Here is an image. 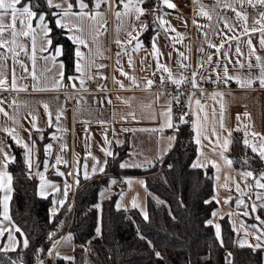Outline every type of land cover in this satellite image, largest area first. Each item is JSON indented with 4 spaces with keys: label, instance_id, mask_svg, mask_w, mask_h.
I'll use <instances>...</instances> for the list:
<instances>
[{
    "label": "crops",
    "instance_id": "crops-1",
    "mask_svg": "<svg viewBox=\"0 0 264 264\" xmlns=\"http://www.w3.org/2000/svg\"><path fill=\"white\" fill-rule=\"evenodd\" d=\"M182 1L184 0H170L175 5L170 9L163 4V0H160V7L156 14L157 26L149 39V44L146 45L140 38V34L143 31L141 25H145L147 11L139 21L136 20L135 13L117 18L113 7L115 11L123 13L122 3L119 2L113 7L102 4L101 8L96 9L95 0L90 2L83 0L89 5L86 9L89 14L99 12L102 15L95 22L87 18L72 21L83 29L76 35L85 40L87 47L79 46L83 59L78 61L75 55L77 45L70 40L74 54L73 73L67 76L64 75V66L61 68V64L63 65L61 55L55 56V49L57 47L62 49L61 45L48 46L39 29H36L34 62L30 58L31 36H17V43L23 45V50L17 47L15 56L6 48H0V78L6 81V85L0 87V101H2L3 91L14 90L11 87L13 75L18 86L14 90L16 94L13 98L0 103V108L3 109V112H0V149L3 150L0 152V169H3L5 163L4 154L13 158L8 140L21 148L24 163L26 159L25 149L16 143L12 135L4 131L9 129L31 148V168L29 169L26 163L25 165L37 178V195L49 198L48 215L50 217L53 210L56 213L60 208V201L66 199L65 185L69 186L67 193L72 198L78 180L89 179L101 173L97 170L93 174L92 169L93 166L104 168L106 156L102 149L113 153L116 147L126 143L127 154L119 162V165L127 164L128 167L125 168H145L166 155L173 141L166 132L169 128L168 118L162 113L169 112V101L162 92L152 90L147 82L153 81L156 76L169 77L170 72L172 79L182 82L192 83L195 79L196 85L211 82L224 86L222 89L210 91L206 101L193 99L190 103L192 113L190 137L195 146L191 165L198 163L201 166L197 168L210 169L212 180L210 199L214 201L215 207L210 212L207 223L211 221L214 235L216 236V225L220 226L219 219L222 217L227 218L234 234L236 220L233 201L239 190L237 185L240 187L241 180L246 179L241 176V173L251 171L253 175L261 176L264 168L248 169L227 164L226 161L231 160L227 154L230 143L229 147L224 149L223 142L226 139L231 141L229 132L239 131L242 142L247 132L250 145L264 143L260 139L264 137V87H261L259 80L264 69V47L261 46V40L264 39V32L261 31L264 28V21L256 22L260 21V14L264 13V5L259 4L257 0H190L192 6L188 11L181 6ZM54 2L62 4L63 0H54ZM70 2L74 5L73 11L78 12L76 0H70ZM53 9V13L60 11ZM236 12H240L247 19L238 18ZM58 18V15H54V23ZM161 18L166 21L163 28L159 23ZM9 22L10 17H6L5 23ZM38 22L37 16L32 22L33 28H36ZM245 27L249 30L247 33L244 31ZM16 28L18 32L22 30L19 20H17ZM133 28L136 31L133 32ZM61 30L67 38L72 34L66 29ZM129 32L137 38L131 43H128ZM5 39L9 41L12 39L10 30L5 32ZM117 40L121 41V44H117ZM137 40L141 45L139 49H135ZM153 41L157 47L156 55L152 52ZM109 42L114 45L110 61L108 59ZM210 44L213 47H209ZM42 47L46 50L41 51ZM117 53L120 55L118 56ZM209 56L211 61L208 59ZM256 57H260V60L257 61ZM77 62L82 65L83 75L76 71ZM165 68L169 71L165 72ZM225 68L229 77H238L240 81L251 80V86L242 87L236 79L226 80ZM121 71L126 75H121ZM109 76L112 90H106ZM93 77L99 80L98 90L88 89L86 81ZM81 79L84 80L83 87L80 84ZM57 82L60 86H57ZM229 85L232 87H226ZM71 90L73 101L67 104L66 99ZM45 105H47V112ZM33 118H35L34 121ZM33 122L36 125L35 128L32 126ZM194 123L199 125V143H197V133L193 129ZM252 133L258 135L253 136ZM38 142L42 143V153H40ZM246 147L252 154L259 157L257 153L251 151L250 146ZM58 157L61 161L59 164ZM97 161H99L98 165ZM213 163L216 167L212 166ZM261 164L264 167V160H261ZM45 165H47L46 168ZM3 170L11 176L7 169ZM85 171L88 178H85ZM37 173H42L44 179L53 185L46 189L45 196L39 194L40 176ZM129 180L130 184L126 182ZM259 181L264 183V179ZM119 182L122 188L115 197L114 207L116 209L135 208L143 217L142 213L147 212L148 194L144 175H121ZM111 191V188H105L99 195L100 199ZM3 195L4 193L0 191V198ZM133 201L137 207L132 206ZM261 207L264 206H258V208ZM2 211L3 208L0 207V213ZM251 221L258 223L257 220ZM16 228L10 215L9 220H4L0 215V229L4 230V234L0 236V249L9 244V232L15 237V248L24 246L26 239L22 233L15 230ZM262 230H264L263 227ZM61 240L60 237L49 246V249H53L55 243L54 257L56 253L68 256L71 251L69 242ZM234 242L242 247L237 243L235 234ZM249 248L254 250L252 247ZM49 259L48 250L43 257H36L33 264H38V261L48 264Z\"/></svg>",
    "mask_w": 264,
    "mask_h": 264
},
{
    "label": "trees",
    "instance_id": "trees-1",
    "mask_svg": "<svg viewBox=\"0 0 264 264\" xmlns=\"http://www.w3.org/2000/svg\"><path fill=\"white\" fill-rule=\"evenodd\" d=\"M22 3L30 4L33 10L45 16L52 44L62 47L64 75L72 74L73 44L64 31L56 27L54 9L47 6L46 0H22ZM141 6L149 10L145 17L147 27L140 34L148 45L157 26L160 0H145ZM8 143L14 158L7 167L12 177L9 215L28 246L0 251V264H33L36 257H43L50 244L60 237L61 241L69 242L71 251L68 256L56 253L55 264H264V249L252 250L235 244L226 217L219 219L220 241L207 223L215 207L210 199V169L191 167L195 146L182 123L177 126L172 147L162 158L163 168L156 165L121 168L119 162L127 154L124 143L116 147L111 156H106L104 172L78 180L73 197L68 194L51 217L48 215L49 198L37 195V178L27 169L21 148L10 140ZM37 144L42 153V143ZM227 154L236 167L264 168L259 157L243 144L239 131H232ZM121 175H144L148 191L147 221L135 208L114 207L115 197L122 188ZM107 187L112 191L100 199V193ZM257 211L264 221V207ZM97 227L100 235L96 233ZM51 233L55 235L49 239ZM69 236L71 239L67 240ZM81 244H86V249H82Z\"/></svg>",
    "mask_w": 264,
    "mask_h": 264
},
{
    "label": "snow or ice",
    "instance_id": "snow-or-ice-1",
    "mask_svg": "<svg viewBox=\"0 0 264 264\" xmlns=\"http://www.w3.org/2000/svg\"><path fill=\"white\" fill-rule=\"evenodd\" d=\"M118 2V0H95V8L99 9L101 8L102 4H108L109 7H113L114 5H116ZM120 3L123 4V9L124 12L121 13L120 11H115L114 7V14L117 18H120L121 15H129L130 13H135V18L137 21L140 20V17L143 16L145 14L146 11H149L146 8L141 7L140 5L145 3V0H119ZM257 2L261 5H264V0H257ZM47 6L49 8H56L59 9L60 11L58 13H53V15H58L59 18L55 20V25L57 28H61V29H66L68 32L72 33L71 35L68 36V39L71 40L75 45H77V50L75 52L76 57L78 58V61L83 59V54L79 51V46L83 45L85 47H87V44L85 42V40H83L79 35H76V33H81L83 31V29L81 27H79L78 25H75L72 23L73 20H81L84 18H87L93 22H95L97 20V18L99 16H101L102 14L99 12H95L92 14H89V12L86 11V9L89 8V5L87 3H84L83 0H76V4L79 7V11L78 12H74L73 11V3L70 2V0H63L62 4L59 3H55L54 0H46ZM163 4H165L168 8H174L175 5L173 3L170 2V0H163ZM66 5V6H64ZM227 7H231L230 5H226ZM151 11H155V9H152ZM204 15H207L206 13H204ZM38 16V23L36 25V28H33L32 26V22L35 18H37ZM236 16L242 20H246L247 17L242 15L240 12H236ZM6 17H10V22L9 23H5V18ZM210 18V17H209ZM17 20H19L20 22V26H21V31H17L16 28V23ZM261 21H264V13L260 14V21H256L257 23H260ZM159 23L161 25V27L163 28L166 24V21H164L162 18L159 20ZM227 26V25H226ZM142 29H145L147 26L146 25H141ZM26 29V30H24ZM36 29L40 30V33L43 34V37L45 38V42L48 46L52 45V40L49 38V33L51 32V29L49 28L48 24L45 23V16L43 14H39L37 13V11L33 10V6H31L28 3H22V0H0V48H6L8 51L13 53V56L16 55V48L19 47L21 48V50H23V45H19L17 43V36H24V37H28L31 36V44H32V55H31V59L33 60V62L35 61V54H36ZM11 32V37L12 39L9 41L7 39H5V32L9 31ZM165 31H168L167 28H164ZM136 31L135 28H133V32ZM174 31V29H173ZM244 31L247 33L249 30L247 27H245ZM252 31H256V29H252ZM262 32H264V28L261 29ZM128 36L130 37L128 43H131L132 40L137 39L135 36H133L132 32L128 33ZM117 44H121V41L117 40L116 41ZM249 46L251 47V41H248ZM9 45H11V47H9ZM261 46L264 47V39L261 40ZM141 47L139 41L137 40V43L135 45V49H139ZM209 47H213V45H209ZM134 49V50H135ZM46 48L42 47L41 51H45ZM217 51H219V49H217ZM240 49L239 47L237 48V52L239 53ZM152 52L153 55L157 54V47L155 42L153 41L152 43ZM62 54V49L60 47H57L55 49V56H59ZM117 55L119 56L120 53H117ZM54 59V58H53ZM209 61H211V56H209ZM257 61L260 60V57H256ZM249 67H252V65H249ZM61 68H63V65L61 64ZM76 71L80 72L83 75V68L82 65L77 62L76 64ZM165 72H168L169 70L167 68L164 69ZM62 75V74H61ZM121 75H126L123 71H121ZM224 76L225 79H236L238 83L241 84L242 87L244 86H248L250 87L252 84L251 80H247V81H240L238 77H229L228 76V72L227 69L225 68L224 71ZM169 79H172L171 77V73L169 72ZM260 80V85L261 87H264V69H262V74L259 77ZM172 82L174 84L180 85L182 83L181 80H176V79H172ZM148 85L151 86L153 81L149 80ZM80 84L81 87H83L84 84V80L81 79L80 80ZM6 85V81L2 78H0V87H4ZM57 86L59 85V82H57ZM122 86V85H121ZM192 86L196 87V83H195V79H193L192 82ZM12 89L16 90L17 89V83H16V79H15V75H13V80H12V84H11ZM73 87H75V85H73ZM23 90V89H20ZM0 103H2V101H0ZM197 105H199V101H197ZM45 110L47 112V105H45ZM0 112H3V109L0 108ZM5 115H7L5 113ZM162 115H166L168 118V127H172L171 124V114H170V109L168 113H162ZM245 115H247V113H245ZM57 119H59V116H57ZM237 119H239V117H237ZM35 120V118H33V121ZM181 121L183 122V117H181ZM33 128L36 127L35 123L33 122ZM221 127L223 128V123H221ZM193 129L196 131L197 133V143H199V136H200V130H199V125L198 123H194L193 124ZM4 131L8 132L9 135H12V138L16 141L17 144L21 145L26 152V159H25V163L28 165L29 169L31 168V163H32V151L31 148L27 145L24 144L18 137H16L13 134L12 130L9 129H4ZM213 134H215V130H213ZM229 135H231V132H229ZM253 136L258 135L257 133H252ZM248 133L245 132V139L243 140V144L245 146H250L251 147V151L253 153H257L260 157L261 160H264V143H260L259 145L256 144H249V140L247 139ZM106 139V138H105ZM261 141H264V137L260 138ZM229 140H224L223 142V147L224 149H227L229 147ZM50 148V146H48ZM3 150L0 149V152H2ZM48 149H45V152L47 153ZM102 151L104 152L105 156H111L112 153L110 151H108L107 149H102ZM223 158V157H222ZM5 163L3 164V169H7L8 167V163L12 162L14 158L10 157L7 154H4L3 157ZM95 159V158H94ZM60 158H57V163L59 164ZM227 164L231 165L232 161L231 160H227L226 161ZM245 163H247V160H245ZM99 164V161H97V165ZM201 165H199L198 163H194L191 165L192 168H197L200 167ZM213 167H216V165L213 163L212 165ZM47 167V165H45V168ZM87 166L85 165V168ZM121 168H125L128 167L127 164L125 163H121L120 164ZM0 169V191H2L4 193L3 197L0 198V207L3 208L2 213H0V215L3 216L4 220H9V201L11 200V192H12V187H11V181H12V177L10 175H8L7 171ZM97 170L99 172H104V168L103 167H99L97 168V166H93L92 172L93 174H95L97 172ZM37 175L40 176V195L41 196H45V192L46 189H48L49 187H53V185H50L45 179L42 173H37ZM253 175V173L251 171H244L241 173V176L244 178L247 177H251ZM85 178H88V174L87 171H85ZM261 179H264V173L261 174ZM127 183H131V181H126ZM113 183H115V181H113ZM140 183H143V181H140ZM256 186L258 188L264 189V183H260L259 180L256 181ZM69 186L65 185V198L67 197V188ZM237 188H239V185H237ZM259 198V197H258ZM207 203V202H206ZM227 203V201H226ZM60 204L63 205L64 204V200L60 201ZM133 207H137V204L135 203V201H133ZM97 208H99V205H96ZM117 207H119V205H117ZM252 211H256L255 207L252 209ZM143 217L144 219L147 221L149 219L147 212H143ZM52 215H55V210H53ZM213 215H215V213H213ZM209 224H211V221H208ZM262 223H264V221H262ZM15 227V226H13ZM17 232L20 231L19 228L15 229ZM100 228L97 227L96 229V233L97 235H100ZM4 234V230L0 229V236H2ZM55 235V233H51L49 234V239H51L53 236ZM216 237L217 239H220V226L216 225ZM262 237H264V231H262L260 233V235L256 236L257 241H259ZM67 240H70L71 237H67ZM141 239H143V237H141ZM8 240H9V244L7 246H5L4 248L0 249V251H14L15 247V237L12 235L11 232L8 233ZM241 246H245L247 245L246 241H240ZM28 246V242L27 240L24 241V247L26 248ZM248 247H252L254 250L257 248H264V244H260L257 243L256 245H247ZM55 248V243L53 244V249ZM53 249H49V255H51L52 250ZM59 255V253H57V256ZM229 255H231L229 253ZM156 256L159 257L160 254L157 252ZM64 259H71L70 257H65ZM38 264H43L42 261H38ZM229 264H231V262H229Z\"/></svg>",
    "mask_w": 264,
    "mask_h": 264
},
{
    "label": "built area",
    "instance_id": "built-area-1",
    "mask_svg": "<svg viewBox=\"0 0 264 264\" xmlns=\"http://www.w3.org/2000/svg\"><path fill=\"white\" fill-rule=\"evenodd\" d=\"M181 6L186 8L188 11L191 9L190 0H184L181 2ZM114 49L113 43L109 42L108 44V59L110 61L112 56V51ZM89 90H98L99 80L96 77L90 78L87 81ZM231 88L232 86H226ZM259 87V85L257 86ZM150 88L154 91L162 92L169 101V107L172 116V127H169L166 132L174 139L175 132L177 130V126L182 123L188 128V134L191 135V122H192V113L190 110V103L193 99H198L200 101H206L208 99V94L210 91L215 89H222L224 86L220 84H215L211 82H207L203 85H196V87L192 86L190 82H182L180 85L174 84L172 79H169L167 76H156L153 78V83ZM112 82L110 76L107 79V87L106 90H112ZM16 94L14 90H6L2 92L1 99L3 102L9 101ZM73 101V91L68 92V98L66 99L67 104H71ZM181 117H183V122L181 121ZM162 158L155 162L153 165L158 168H163ZM83 249L86 248V244H81ZM48 264H55L53 250L50 255V259Z\"/></svg>",
    "mask_w": 264,
    "mask_h": 264
},
{
    "label": "rangeland",
    "instance_id": "rangeland-1",
    "mask_svg": "<svg viewBox=\"0 0 264 264\" xmlns=\"http://www.w3.org/2000/svg\"><path fill=\"white\" fill-rule=\"evenodd\" d=\"M259 179H261V176L257 174L246 178L245 181L241 180L239 190H237L233 201L236 220L234 234L239 245H241L240 241L242 240L246 241L247 245L264 242V237L259 241L256 239V236L264 231L262 230L264 223L260 220L257 211L258 206H264V189L256 186V181ZM254 207L256 211H252ZM251 220H257L258 223Z\"/></svg>",
    "mask_w": 264,
    "mask_h": 264
},
{
    "label": "water",
    "instance_id": "water-1",
    "mask_svg": "<svg viewBox=\"0 0 264 264\" xmlns=\"http://www.w3.org/2000/svg\"><path fill=\"white\" fill-rule=\"evenodd\" d=\"M34 170H35V171L37 170V166H36V167H34Z\"/></svg>",
    "mask_w": 264,
    "mask_h": 264
}]
</instances>
